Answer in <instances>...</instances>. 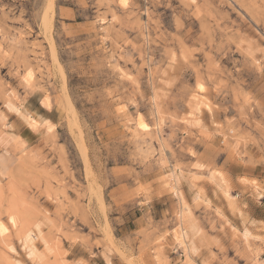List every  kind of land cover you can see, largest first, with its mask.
Wrapping results in <instances>:
<instances>
[{
    "label": "rangeland",
    "instance_id": "rangeland-1",
    "mask_svg": "<svg viewBox=\"0 0 264 264\" xmlns=\"http://www.w3.org/2000/svg\"><path fill=\"white\" fill-rule=\"evenodd\" d=\"M0 264H264V0H0Z\"/></svg>",
    "mask_w": 264,
    "mask_h": 264
},
{
    "label": "bare ground",
    "instance_id": "bare-ground-1",
    "mask_svg": "<svg viewBox=\"0 0 264 264\" xmlns=\"http://www.w3.org/2000/svg\"><path fill=\"white\" fill-rule=\"evenodd\" d=\"M138 123H139V122H138ZM140 126L143 127V124L141 123ZM145 128H146V127H145Z\"/></svg>",
    "mask_w": 264,
    "mask_h": 264
}]
</instances>
